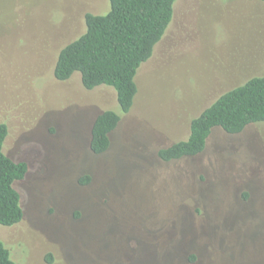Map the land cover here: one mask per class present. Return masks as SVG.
Listing matches in <instances>:
<instances>
[{
  "label": "rangeland",
  "instance_id": "obj_1",
  "mask_svg": "<svg viewBox=\"0 0 264 264\" xmlns=\"http://www.w3.org/2000/svg\"><path fill=\"white\" fill-rule=\"evenodd\" d=\"M174 6L137 72L133 107L95 155L91 127L119 112L116 92L86 90L79 73L57 81L54 69L85 15L106 14L109 1L0 0L3 151L29 166L14 183L24 218L0 225L15 264H264V123L238 135L214 128L195 157L158 156L188 140L221 94L264 75V3Z\"/></svg>",
  "mask_w": 264,
  "mask_h": 264
},
{
  "label": "trees",
  "instance_id": "obj_2",
  "mask_svg": "<svg viewBox=\"0 0 264 264\" xmlns=\"http://www.w3.org/2000/svg\"><path fill=\"white\" fill-rule=\"evenodd\" d=\"M108 1L110 9L106 14L85 15V32L61 50L54 69L57 81L66 82L79 73L86 90L107 86L116 92L119 112L104 111L91 127L90 149L95 155L105 154L110 149V135L118 128L122 116L133 107L138 94L137 72L152 57L165 35L177 2ZM259 1L264 3V0ZM229 89L192 120L188 140L158 151L161 161L171 162L202 154L214 128L238 135L250 125L264 123V75L251 77ZM8 131L6 124H0V225L11 227L24 218L21 196L14 183L26 177L29 166L5 155L3 147ZM80 182L87 184L90 177L85 176ZM48 261L52 262V257H48ZM0 264H15L2 241Z\"/></svg>",
  "mask_w": 264,
  "mask_h": 264
}]
</instances>
